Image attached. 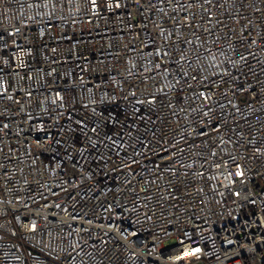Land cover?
<instances>
[{"label":"built area","instance_id":"built-area-1","mask_svg":"<svg viewBox=\"0 0 264 264\" xmlns=\"http://www.w3.org/2000/svg\"><path fill=\"white\" fill-rule=\"evenodd\" d=\"M0 264H264V0H0Z\"/></svg>","mask_w":264,"mask_h":264}]
</instances>
